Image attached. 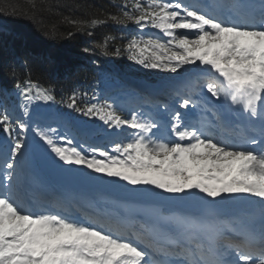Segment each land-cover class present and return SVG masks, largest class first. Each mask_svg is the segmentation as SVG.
<instances>
[{"label":"snow or ice","instance_id":"obj_1","mask_svg":"<svg viewBox=\"0 0 264 264\" xmlns=\"http://www.w3.org/2000/svg\"><path fill=\"white\" fill-rule=\"evenodd\" d=\"M111 6L114 11L105 9L88 19L64 17L75 30L68 37L75 32L92 35L91 30L109 23L134 25L137 33L124 49L109 51L115 36H106L96 47L105 56L126 54L146 69L177 73L185 65H196L205 73L202 88L216 101H226L229 109L259 121L262 138L234 142L231 134L218 131L221 124L190 121L176 109L171 110L167 135H158L161 125L155 119L138 112L124 116L115 105L100 103L95 96L96 102L81 107L78 101L88 94L73 92L69 108L98 117L115 130H131L110 151L92 146L85 151L55 128L32 127L0 109V131L15 137L0 179V264H264V211L258 228L254 222L233 223L231 235L224 234L221 222L175 217L177 233L159 243L133 229L70 219L33 205L22 194L16 168L18 158L26 154V134L31 130L65 164L86 166L131 185H153L170 194H204L213 201L254 198L264 209V147L244 146L264 145V0L259 10L249 0H216L203 8L182 0H111ZM43 7L33 0L34 11ZM153 29L167 39L153 36ZM11 74L17 76L15 69ZM15 86L25 117L34 101L55 100L52 89L34 82L30 74ZM176 95L181 109L200 104L193 95L180 91ZM213 117L220 121L217 112Z\"/></svg>","mask_w":264,"mask_h":264},{"label":"trees","instance_id":"obj_2","mask_svg":"<svg viewBox=\"0 0 264 264\" xmlns=\"http://www.w3.org/2000/svg\"><path fill=\"white\" fill-rule=\"evenodd\" d=\"M32 3L33 0H0V23L6 27L0 29V106L8 99L2 86L15 88L17 82L23 83L30 74L34 82L52 89L60 109L92 118L69 108L68 97L73 92L89 94L104 73L112 75L119 70L135 73L129 68L135 62L126 54L105 56L96 45L102 44L106 36H115L116 40L109 41V51L115 47L124 49L128 38L136 34V27L109 23L91 30L92 35L75 32L69 38L68 32L75 30L64 17L88 19L99 16L105 9L114 11L111 0H36L37 5L44 6L38 11L33 10ZM85 48L91 51L85 52ZM12 69L16 77L11 74ZM140 72L139 75L152 77L151 70ZM78 103L81 107L89 103L88 95Z\"/></svg>","mask_w":264,"mask_h":264},{"label":"bare ground","instance_id":"obj_3","mask_svg":"<svg viewBox=\"0 0 264 264\" xmlns=\"http://www.w3.org/2000/svg\"><path fill=\"white\" fill-rule=\"evenodd\" d=\"M54 162H56V164H57L59 162V159L55 157ZM68 166H70V165H68ZM46 170L48 172H51L49 167H46ZM60 175L61 176H67V175H63V174H60ZM85 177H87L89 180L84 181L83 182L84 185H87L85 183H88V182L92 183V185H89L92 188L91 194H94L98 190L95 194H96L97 198L100 200H104L106 198H109L115 202H120L121 198L132 197L133 201H134V198H136V201L133 202V204L136 207L141 208V209H145V210H150V211L155 213L161 209L159 207L162 204L163 200L167 199V198L155 196L154 195V189L146 188V185H140L141 187L134 188V187H130L129 185H127L129 183L127 181L122 180V179H115L114 180V179H109L107 177H105V178L97 177L96 178L95 176H93L91 174H87V176H85ZM55 179L60 180V181L64 180V178L59 179L58 177H55ZM77 179H79V178H77ZM95 185H100V186L99 187L97 186V188H96ZM140 189H142V190H140ZM143 191H147V192L143 193ZM177 195L182 197V198H180V200H183V198H185L181 194H177ZM167 197H169V196H167ZM123 204H125V203H123ZM213 205H214V202L209 201L204 205V208H202V207L197 208L195 206H192L194 212L199 211L202 214L199 217H195L192 214L185 215L184 212H187L186 209L189 211H193L189 207H185L184 209H182V208H180L179 205L174 204V208L172 210L175 212V214L178 217H193V218L202 219V220H213V221L221 222L226 227H229L231 225V223L241 222L242 220L250 221L251 223L255 222L257 220H260L261 212L264 211V209H262V208H254V212L252 214H247L244 216L241 215L238 217V216L233 215L235 213L234 212L233 214L228 215V217H224V215H223L224 212L233 210L232 208H229L230 205L228 204L227 206L223 207L222 209H219ZM155 206L157 207V209ZM165 210H168V209L163 210V212L165 214L167 213V219L172 220V214L168 213L170 211H165ZM248 215L250 217H253V218L250 219V217ZM209 216L211 217L210 219H208Z\"/></svg>","mask_w":264,"mask_h":264},{"label":"rangeland","instance_id":"obj_4","mask_svg":"<svg viewBox=\"0 0 264 264\" xmlns=\"http://www.w3.org/2000/svg\"><path fill=\"white\" fill-rule=\"evenodd\" d=\"M0 29H5V26L2 25L0 23ZM182 31V30H181ZM162 34V33H160ZM199 62H197L198 64ZM201 67H204V66H201ZM193 70L197 71V70H200L196 67V65H185L183 68L179 69L177 73H171V72H168V71H163V70H160V69H152V71H154L155 73V76H160L161 74H163L164 76H161V80L163 79V81H167V82H176L178 80V78H184L185 76H187V73H190L192 72ZM201 71V70H200ZM13 94L16 95V97L18 96L19 99H18V102L16 100V112H14L12 110V106H7L6 109L9 111V113H12L11 115L14 117V118H20L21 120H24L25 122L28 123L29 121V118L31 115L34 116V118L37 120V122L34 124L33 127H36V126H39L41 128H59L58 126H53V127H50V126H46V125H43V122L45 121H50L51 118L53 116H55L54 120L55 122L59 123V122H64L66 121L67 122V119L64 115L60 114L57 112V108H56V105L53 101H43V100H37V101H34L30 108H29V115L27 117H25L23 115V109L21 107L22 103H23V98L20 96V93H19V90H14L12 92ZM18 113V114H17ZM15 114L18 115V117H15ZM28 120V121H27ZM42 121V123L40 124L39 122ZM23 136V134H21ZM25 145H26V149H30L33 151V149L35 148L37 152H41V153H44V154H48L52 161H54V154L50 153V151L47 150V148L42 144V142L39 140L38 137H36L35 135L31 136L30 135V132H28L26 134V139H25ZM8 152H9V149H7ZM20 160V162H22L23 160V156L22 157H19L18 158ZM20 163H18L19 165ZM56 166V172L59 173H63L66 171V173H71V176H74L76 179L77 178H85L84 180H89L87 177V174H91L93 176H95L96 178L99 177V178H109V179H120L118 177H109L107 176L106 173H96L94 171H92L91 169H88L86 166H82V165H70L68 166V164H65V163H62V161H59L57 164H55ZM73 168V169H72ZM18 169L16 168V174L18 176ZM56 173V174H57ZM63 175H69V174H63ZM98 175V176H97ZM87 178V179H86ZM91 180V179H90ZM129 185L130 187H134V188H138V187H141L140 185H131L130 183L127 184ZM137 186V187H136ZM146 188H152L154 189L152 186H149V185H146ZM158 191H162V189H156ZM194 192H198V190H193ZM183 197H185L183 194H181ZM201 195V194H200ZM187 198V196H186ZM193 198V197H192ZM243 198V197H241ZM239 198V199H241ZM218 200H222L223 202H226V201H230V200H235L236 198H233V199H221V198H216ZM242 200L246 201L248 203V209H251L253 206H256V203L253 201L254 198H248V197H244ZM228 204H226L227 206ZM225 207V206H224ZM255 215V214H254ZM253 215V216H254ZM249 216V215H248ZM250 217V216H249ZM253 217H250V219H252Z\"/></svg>","mask_w":264,"mask_h":264}]
</instances>
